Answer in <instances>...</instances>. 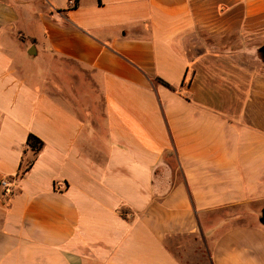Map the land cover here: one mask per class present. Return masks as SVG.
Wrapping results in <instances>:
<instances>
[{"label": "crops", "instance_id": "obj_1", "mask_svg": "<svg viewBox=\"0 0 264 264\" xmlns=\"http://www.w3.org/2000/svg\"><path fill=\"white\" fill-rule=\"evenodd\" d=\"M263 46L264 0H0V264H264Z\"/></svg>", "mask_w": 264, "mask_h": 264}, {"label": "rangeland", "instance_id": "obj_2", "mask_svg": "<svg viewBox=\"0 0 264 264\" xmlns=\"http://www.w3.org/2000/svg\"><path fill=\"white\" fill-rule=\"evenodd\" d=\"M32 28H33V26H32ZM19 37H21L22 39H24L25 41H27V42H29V40L28 39H26L27 37H26V34L25 33H23V32H20V30H19V32H18V34H17ZM30 62H35L36 64H42L43 62H42V59H43V56H42V54L40 53V58L39 59H34V58H31L30 56H28L27 55V57H26ZM201 247V249L197 252V254L199 255V256H196V258H195V261L194 262H190L189 260H185V263H187V264H192V263H196V264H208V261H207V252H206V249H205V247L204 246H200Z\"/></svg>", "mask_w": 264, "mask_h": 264}, {"label": "trees", "instance_id": "obj_3", "mask_svg": "<svg viewBox=\"0 0 264 264\" xmlns=\"http://www.w3.org/2000/svg\"><path fill=\"white\" fill-rule=\"evenodd\" d=\"M261 52H262V55H263V57H264V46L263 47H261ZM166 85H168L167 83H165ZM28 145L34 150V151H39L41 148H42V146L44 145V142L40 139V138H38L36 135H34V134H29V136H28ZM32 164H33V161H30L29 162V164L27 165V167L25 168V170L23 171V173H26L29 169H30V167L32 166ZM263 211H264V209H263Z\"/></svg>", "mask_w": 264, "mask_h": 264}, {"label": "water", "instance_id": "obj_4", "mask_svg": "<svg viewBox=\"0 0 264 264\" xmlns=\"http://www.w3.org/2000/svg\"><path fill=\"white\" fill-rule=\"evenodd\" d=\"M36 51H35V47L33 46L30 50H29V54H35ZM260 221L264 224V211H263V214H262V217L260 219Z\"/></svg>", "mask_w": 264, "mask_h": 264}, {"label": "built area", "instance_id": "obj_5", "mask_svg": "<svg viewBox=\"0 0 264 264\" xmlns=\"http://www.w3.org/2000/svg\"><path fill=\"white\" fill-rule=\"evenodd\" d=\"M71 2H72L73 4H75V0H71ZM0 186H2V187H6V186H8V180H7V179H3V180L0 182Z\"/></svg>", "mask_w": 264, "mask_h": 264}]
</instances>
